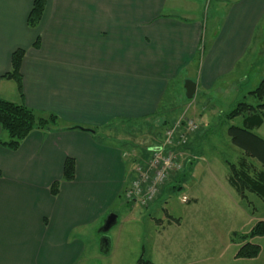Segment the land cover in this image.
<instances>
[{"label": "crops", "instance_id": "1", "mask_svg": "<svg viewBox=\"0 0 264 264\" xmlns=\"http://www.w3.org/2000/svg\"><path fill=\"white\" fill-rule=\"evenodd\" d=\"M33 1L0 0V98L56 114L60 130L32 131L15 151L0 146V264H75L84 244L72 235L107 214L133 177L136 159L126 143L103 144L96 134L109 136L122 122L207 119L183 102L179 88L185 97L184 81L195 83L193 97H185L190 101L224 84L242 90L255 66L252 48L264 33V0H46L31 28ZM17 49L25 52L22 95L4 77ZM73 126L93 132L68 129ZM253 131L264 139V120ZM157 134L146 138V147L158 143ZM66 158L74 160L71 181L62 179ZM205 172L216 176L204 164L196 183ZM222 177L225 194L246 214L229 171ZM199 195L189 201L197 203ZM257 238L264 260V236Z\"/></svg>", "mask_w": 264, "mask_h": 264}, {"label": "rangeland", "instance_id": "2", "mask_svg": "<svg viewBox=\"0 0 264 264\" xmlns=\"http://www.w3.org/2000/svg\"><path fill=\"white\" fill-rule=\"evenodd\" d=\"M255 49V66L248 74V82L242 85V90L233 91L224 84L218 86L217 91L210 92L208 97L196 95L190 101L179 88L183 102L192 104L191 108L196 111L204 110L207 117L197 116V120L187 117L197 124L196 130L189 135V141L193 136L196 139L198 136V141L195 144L196 150L193 140L192 144L189 142L187 148L182 150L183 166L193 161L182 187L163 190L158 199L147 207L138 202L132 205L122 192L104 217L88 223L72 235L75 239H81L84 244L82 255L75 264H135L140 256L155 264H264L261 254L257 261L235 258L241 242L231 240L232 231L247 232L255 222L264 219V202L253 194H247L249 204L241 202L239 198L240 206L247 213L236 209V205L224 192V188L228 187L222 177L229 171L225 161L236 163L242 155L228 136V127L241 126L242 118L238 116L227 119L225 114L239 102L252 105L257 102L253 97L247 96V93L257 86L252 85L254 80L258 84L264 77V33L260 44L252 48V51ZM175 95L178 96L179 93L175 92ZM173 97L178 101L174 95ZM183 107L188 106L185 104ZM167 124L170 123H160L155 119L148 125L116 123V132L108 130L106 132L109 136L97 133L96 137L103 144L126 143L124 146L127 153L136 158L133 161L134 169L138 161H143L152 154L144 151L151 148H146V138L162 134L168 127ZM204 164L213 166L216 176L213 178L210 172H205L207 175L202 182L196 183L199 167ZM194 192L200 193L197 203L189 201ZM183 196L187 197V202L182 200ZM236 211L238 214L234 215ZM111 212L117 215L116 224L108 231L101 232L103 221ZM106 237L110 241V248L104 253L101 251V241ZM250 242L259 243V239L254 237Z\"/></svg>", "mask_w": 264, "mask_h": 264}, {"label": "trees", "instance_id": "3", "mask_svg": "<svg viewBox=\"0 0 264 264\" xmlns=\"http://www.w3.org/2000/svg\"><path fill=\"white\" fill-rule=\"evenodd\" d=\"M45 3L46 0L33 1L27 17V25L29 27L35 28L38 25L44 11ZM37 44L38 40L34 46L36 47ZM24 53L23 49H17L12 53L10 70L4 75L6 78L14 80L20 95H22L20 64ZM249 95L253 96L259 103L252 105L246 102H239L225 114L227 119H233L238 116L242 118L241 126L230 125L228 127L230 141L241 150L242 155L236 163L225 162L229 169L228 181L230 185L237 192L241 202H247L248 204L250 201L247 199V194H253L264 202V139L253 131L264 120V77ZM174 123L167 125L170 127ZM59 124L60 119L54 113L37 112L23 104H17L0 98V129L5 134V138H0V146L4 148L15 151L32 131L60 130L58 127ZM68 129H79L91 132V129H85L80 126H73ZM189 135H186V143L184 145L182 144L183 146L181 148H187ZM159 137L158 143L150 147H159L162 144L165 131L164 134H159ZM146 148H149V146ZM145 151L151 152L149 149H145ZM143 161H138V163ZM192 163L193 161L184 164L181 171L175 173L161 186L157 199L163 190H177L182 187V183L186 180ZM73 177L74 160L72 158H66L63 165L62 179L71 181ZM58 186V182H54L50 186V192L53 195L57 194ZM185 202H187V199ZM262 236H264V219L257 221L246 233L232 232L231 240L233 242H241L234 257L238 259H252L257 257L260 253V246L257 243L250 242V240L254 237ZM135 264L155 263L140 256Z\"/></svg>", "mask_w": 264, "mask_h": 264}, {"label": "built area", "instance_id": "4", "mask_svg": "<svg viewBox=\"0 0 264 264\" xmlns=\"http://www.w3.org/2000/svg\"><path fill=\"white\" fill-rule=\"evenodd\" d=\"M197 128L194 120L183 117L165 130L162 144L146 161L137 162L133 169V177L124 190V197L135 200L141 206L147 207L158 196L161 186L178 171H181L183 148L186 135ZM183 144V145H182ZM183 196L182 200L186 201Z\"/></svg>", "mask_w": 264, "mask_h": 264}, {"label": "water", "instance_id": "5", "mask_svg": "<svg viewBox=\"0 0 264 264\" xmlns=\"http://www.w3.org/2000/svg\"><path fill=\"white\" fill-rule=\"evenodd\" d=\"M184 90H185V97L187 99H191L194 95V91H195V83L192 82L191 80H185L184 81ZM92 132V130H91ZM157 148L156 147H151L149 148L150 151H154L156 150ZM116 221H117V215L113 212L109 213L104 221H103V224L100 228V231L101 232H106L108 231L113 225L116 224ZM110 248V241L109 239L106 237V238H103L102 241H101V251H103L104 253L108 252Z\"/></svg>", "mask_w": 264, "mask_h": 264}]
</instances>
